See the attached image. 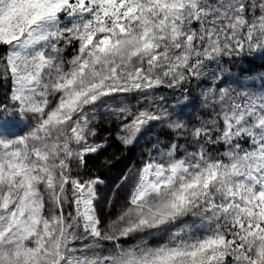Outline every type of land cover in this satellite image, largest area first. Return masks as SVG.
Instances as JSON below:
<instances>
[{
	"label": "snow or ice",
	"instance_id": "obj_1",
	"mask_svg": "<svg viewBox=\"0 0 264 264\" xmlns=\"http://www.w3.org/2000/svg\"><path fill=\"white\" fill-rule=\"evenodd\" d=\"M257 58L264 0H0V264H264V72L225 67ZM193 80L189 126L157 93ZM144 137L105 220L89 157Z\"/></svg>",
	"mask_w": 264,
	"mask_h": 264
},
{
	"label": "trees",
	"instance_id": "obj_2",
	"mask_svg": "<svg viewBox=\"0 0 264 264\" xmlns=\"http://www.w3.org/2000/svg\"><path fill=\"white\" fill-rule=\"evenodd\" d=\"M232 73V75H240L244 76L245 73L251 72V73H260L264 72V58H257L253 62H242L239 60L232 61L228 67ZM194 80L192 81V83ZM191 83V84H192ZM9 88V83H4L3 81H0V101H4V99H1V96L3 95V92L5 89ZM177 92V90L175 91ZM188 100L185 101L184 97L182 98L181 103H179L180 108H178L177 113L179 114V117L181 120H184L191 126L192 124L197 123V117H206L207 116V111L200 109V103H201V98L197 96L196 94L194 95H188ZM152 133V140L155 139L157 135H159L161 140L164 141H170L174 138L175 133H173L171 130L165 128V127H160L157 125H153V128L151 129ZM150 141L147 137H144V140L142 143L144 144H149ZM181 143H184L183 140H180ZM107 148L106 150H108ZM133 147L129 149H123L121 151H114L110 157H116L118 156V160H114L113 165L111 168H106L102 167L100 165V160L102 159V154L100 153L99 156H91L89 157V165L91 168H93L98 175H100L103 178V174L107 171H117L121 168H125L128 164V158L131 157ZM111 151H108V154H110ZM132 169L130 166L127 169V173Z\"/></svg>",
	"mask_w": 264,
	"mask_h": 264
},
{
	"label": "rangeland",
	"instance_id": "obj_3",
	"mask_svg": "<svg viewBox=\"0 0 264 264\" xmlns=\"http://www.w3.org/2000/svg\"><path fill=\"white\" fill-rule=\"evenodd\" d=\"M68 54L69 55L71 54V50H69ZM230 63H226L225 67L227 68ZM211 68H215V65H212ZM210 83L211 82L209 80H203V81L194 80V82L191 85H186V87L188 89L187 93H183L180 90H177V92H175L176 90H169L166 88H162L159 90L157 95L158 96L163 95L164 96V104L166 106H168L169 108H174L177 112L178 108H180V105L177 103L178 101H182V98L185 97V95L188 96L189 94L190 95L196 94L197 96H199L202 99V97H201L202 89L209 86ZM9 88H10V82H9ZM9 88L5 89V91L3 92V95L1 96V99H4L5 102H7V93L9 91ZM200 109L205 110L202 108L201 103H200ZM21 125L24 127V130H26V125H24L23 122H21ZM98 130H99V135L97 137V140L104 137L110 131L114 132L115 125H112L111 127H109L107 122L102 121L98 125ZM143 140H144V138H141L139 144L137 146L133 147L132 153L130 154L131 157L128 158V160H127L128 164L125 168H121L117 171H107L103 174V179L106 181V186H102L100 191H101V195L105 198V200L100 205V211H101L102 218H104L105 220L107 219L108 213L114 211V209L108 207L107 202H106L107 198H109L113 195L111 189L114 188L117 183H119L120 178L125 173H127V169L130 166L132 167V169H134L135 167H138L141 163L142 149L146 145V144L142 143ZM110 144H111V146L108 147L109 148L108 150H104L101 152V154L103 155L102 158L104 156L110 157V155L114 151H121L124 149L122 146H120L118 143H116L114 138L110 141ZM108 151H111V153L108 154ZM124 194H125L124 191H121L119 193V196L117 198V204H116L117 207L119 206V200L123 198Z\"/></svg>",
	"mask_w": 264,
	"mask_h": 264
}]
</instances>
